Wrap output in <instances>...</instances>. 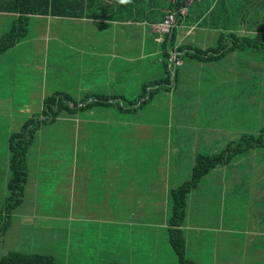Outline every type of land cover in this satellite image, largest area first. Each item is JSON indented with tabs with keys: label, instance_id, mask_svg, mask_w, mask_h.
Segmentation results:
<instances>
[{
	"label": "trees",
	"instance_id": "obj_1",
	"mask_svg": "<svg viewBox=\"0 0 264 264\" xmlns=\"http://www.w3.org/2000/svg\"><path fill=\"white\" fill-rule=\"evenodd\" d=\"M169 11L176 14V25L163 43H156L158 52H154L147 47V40L156 35L152 27L160 26ZM3 14L13 15L14 19L11 29L0 36V56L11 49L20 48V44L30 34L33 21L40 17L46 20L66 19L83 25V29L91 32L96 30L93 23L131 24V30L138 32L140 47L137 45L135 51L129 49L123 54L121 52L124 48L120 51L113 48L117 50L114 56H89L91 64L88 65V70L94 71L96 66L99 67L100 81L103 84L96 83L93 78L90 89L81 95L78 90L74 93L49 91L51 94L43 97L42 109L22 123L19 131L10 134V179L6 185L2 218L5 216L10 219V215L23 203L30 162L37 161L45 153L51 154L52 158L61 157L60 152L63 153L66 149L67 152L62 157L67 156V164L78 158L85 164H92L93 169L104 160L108 162L115 154L117 158L147 164L153 183L149 188L143 185L137 195L140 201H148V206L139 207V203H133L137 198L132 195L133 191H129L125 199L115 182L112 183L115 187L109 186L118 192L115 196L120 210L118 216L126 218L132 214L135 223L139 224L137 226L144 231L153 227L141 225V222L144 210L148 214L147 208L153 204L150 199L157 197L154 189V175L158 176L157 167H154L156 161H161V168L164 164L167 173L178 167L180 173L188 174L189 171L185 182L166 192L167 212L157 222L159 229L166 230L165 242L169 244L178 264H198L196 248L201 245V249L205 239L209 238L204 230L196 232L188 228V208L194 191L201 184L208 183L214 173L225 175L226 184L238 183L232 185L236 190L235 197L240 201L239 206L244 211L246 209L249 216L252 212L260 213V232L264 240V0H130L129 3H122L121 0H0V15ZM181 28L187 33L194 30L193 34L187 35L185 43L179 41ZM141 29L150 31L143 37ZM115 31L117 32V27ZM175 53L180 54L173 61ZM177 62L181 64L177 65ZM183 65L186 69L199 67L204 71L213 70L230 79L236 76L239 79L235 83L236 89L240 88L237 86L240 82L244 83V92L237 95L238 99L244 101L243 121L240 115L242 108L235 107L237 115L231 118L232 123L225 118L217 128L207 127L206 132L198 133L199 130L192 127L184 130L187 133L177 135L179 138L181 135L182 138L188 137L184 143L182 141L181 147L172 146L168 138L172 140L174 135L166 134L168 126L158 125L154 118L153 122L140 121L135 127L124 125L126 119L123 117L131 113L138 115L146 104L162 101V95L172 88H179V79L184 80L179 77L178 69ZM234 71L237 74H233ZM241 72L243 74L239 75ZM218 82L226 81L217 79L215 83ZM112 85L115 88L109 91ZM119 85L123 87L118 88ZM105 114H109V118ZM74 117L81 124L76 129L69 128L65 132L66 120L63 119ZM218 118L223 119L220 114ZM85 120L90 123H83ZM182 124H178V127H182ZM184 125L188 124L184 122ZM242 126L247 131H242ZM101 129L118 133L112 150L105 149L104 145L110 139H102ZM53 136L58 137L61 143L56 154L49 148V143L54 141L51 139ZM195 136L199 139H194ZM130 142L134 144L130 146ZM191 142H197L196 151H192L189 146L185 147ZM82 148L89 150L82 152ZM190 152H193L192 161L184 156ZM235 166L244 168L238 170L239 175L235 171L228 175L229 169H234ZM85 172L88 173L85 176L90 173ZM127 175L130 174L123 169L122 176ZM146 189L151 193L147 194ZM123 209L130 211L125 214ZM153 210L155 215V208ZM242 210H238L239 215ZM115 217L113 215V220ZM117 224L110 223L113 230L122 226ZM226 228L233 234L228 226ZM254 243L248 244L254 246ZM202 251L200 250L201 254ZM0 264L56 262L55 257L50 254L11 251L0 256Z\"/></svg>",
	"mask_w": 264,
	"mask_h": 264
},
{
	"label": "rangeland",
	"instance_id": "obj_2",
	"mask_svg": "<svg viewBox=\"0 0 264 264\" xmlns=\"http://www.w3.org/2000/svg\"><path fill=\"white\" fill-rule=\"evenodd\" d=\"M43 18L33 21L30 34L20 44V48L11 49L0 56V256L11 251H22L53 255L56 264H178L169 244L165 242L166 230L159 229L157 222L167 212L166 192L185 182L189 171L188 174L180 173L178 167L167 173L164 164L161 168V161H156L154 166L158 171V176L154 175L157 197L150 199L153 204L147 208L148 214L144 210L141 222V225L153 226L152 229L144 231L139 228L132 214L126 218L119 217L120 210L115 198L118 192L109 187H115L112 185L115 182L125 199L129 191H133L132 195L137 196L133 203H139V207L148 206L149 202L140 201L137 195L143 185L149 188L153 183L145 162L117 158L115 154L108 162L104 160L93 169L92 164H85L78 158L67 164V156L62 157L67 152L66 149L65 152H60L61 157L52 158L51 154L45 153L42 158L37 157V161L30 162L23 203L10 215V219L5 216L2 218L6 185L10 179V134L19 131L22 123L42 109L43 97L45 94L49 96V91L74 93L78 90L81 95L90 89L93 78L96 83L103 84L100 81L99 67L96 66L94 71L88 70V65L91 64L89 56H114L117 50L113 48L119 51L124 48L121 52L123 54L129 49L135 51L137 45L140 47L138 32L131 30V24L93 23L96 30L91 32L83 29V25L69 20L64 22L56 18ZM13 19V15H0V36L11 29ZM155 27L157 26L152 27L153 33ZM141 31L144 37L150 30ZM179 33L182 40L183 36L193 34L194 30L187 33L181 28ZM160 40L156 35L152 46ZM147 47L158 52L150 46V42ZM142 48L141 50H146ZM183 66L178 69L179 77L184 80L179 79V88H172L162 95V101L146 104L138 115L131 113L123 117L126 119L123 124L135 127L140 121L153 122L154 118L158 125L168 126L166 134L174 135L172 140L168 138L172 146L181 147L182 141L184 143L188 137L182 138L181 135L179 138L177 135L187 133L184 130L192 127L199 130L198 133L206 132L207 127L217 128L225 118L232 123L231 118L237 115L235 107L242 108L240 115L243 121L244 101L238 99L237 95L244 92V83L240 82L237 85L240 88L236 89L235 83L239 80L236 76L230 79L213 70L204 71L199 67L186 69ZM233 74L237 72L234 71ZM242 74L241 72L239 75ZM217 79L226 82L215 83ZM113 88L115 85L109 87V91ZM219 114L223 119L218 118ZM105 117L109 118V114H105ZM97 119L105 121L103 118ZM63 120H66L65 132L69 128L76 129L81 124L76 117ZM183 121L188 125L185 126ZM83 123L90 122L85 120ZM180 123L183 126L179 128ZM245 130L242 126V131ZM117 135L118 133L107 132L105 129L100 130L102 139H110L104 145L105 149L114 148ZM201 137L203 141V135ZM51 139L54 141L49 143V148L56 154L61 143L56 136ZM194 139L198 140L199 137L195 136ZM133 144L130 142V146ZM188 146L192 151L198 148L197 142H191L185 147ZM80 150L83 152L89 148ZM192 153L184 155L188 161L193 160ZM243 168L235 166L234 169H229L228 175L232 171L239 175L238 170ZM123 169L130 175L123 177ZM85 171H90L88 176H85L88 174ZM232 184L225 183V175L214 173L208 183L201 184L193 193L188 208V228L196 232L204 230V234L209 237L208 240L205 239L201 249V245L196 248L198 264H264L260 213L252 212L249 216L246 209L242 210ZM146 192L151 193L149 189ZM153 208L155 215L152 213ZM238 210H242L240 215ZM129 211L123 209L125 214ZM113 215L116 216L114 220ZM110 223L122 226L113 230ZM227 226L233 234L227 230ZM235 233L238 235H234ZM250 242H255L254 246L248 244ZM200 250H203L202 254Z\"/></svg>",
	"mask_w": 264,
	"mask_h": 264
},
{
	"label": "built area",
	"instance_id": "obj_3",
	"mask_svg": "<svg viewBox=\"0 0 264 264\" xmlns=\"http://www.w3.org/2000/svg\"><path fill=\"white\" fill-rule=\"evenodd\" d=\"M183 13H185V11H183ZM177 22V17L176 14H174L173 12L169 11L168 14L166 15L165 21L160 25L155 27V34H163V38L161 43H163V41L165 40L166 36L171 34L172 29L175 27ZM180 53H175L173 54V58L172 60L175 61L177 60V55H179ZM177 65H180L181 62H177Z\"/></svg>",
	"mask_w": 264,
	"mask_h": 264
},
{
	"label": "crops",
	"instance_id": "obj_4",
	"mask_svg": "<svg viewBox=\"0 0 264 264\" xmlns=\"http://www.w3.org/2000/svg\"><path fill=\"white\" fill-rule=\"evenodd\" d=\"M58 19H60V20H62V21H64V22H68V20H66V19H61V18H58ZM155 36H156V35H154L153 37H151L150 39L147 40L148 43L150 42V46H151V47H153V46H152V41L155 39ZM186 39H187L186 36H183L182 40H180V33H179V40H180V41H182L183 43H185ZM148 43H147V45H148ZM160 47H161V44H160ZM160 47H159V48H160ZM149 48H150V47H149ZM153 48L157 49V44H156L155 47H153ZM157 50H158V49H157ZM252 243H254V242H252Z\"/></svg>",
	"mask_w": 264,
	"mask_h": 264
},
{
	"label": "bare ground",
	"instance_id": "obj_5",
	"mask_svg": "<svg viewBox=\"0 0 264 264\" xmlns=\"http://www.w3.org/2000/svg\"><path fill=\"white\" fill-rule=\"evenodd\" d=\"M157 36H159L161 38V40H160V42H161L162 41V38H163V34H157ZM160 42H158V43H160Z\"/></svg>",
	"mask_w": 264,
	"mask_h": 264
},
{
	"label": "clouds",
	"instance_id": "obj_6",
	"mask_svg": "<svg viewBox=\"0 0 264 264\" xmlns=\"http://www.w3.org/2000/svg\"><path fill=\"white\" fill-rule=\"evenodd\" d=\"M122 3H129L130 0H121Z\"/></svg>",
	"mask_w": 264,
	"mask_h": 264
}]
</instances>
